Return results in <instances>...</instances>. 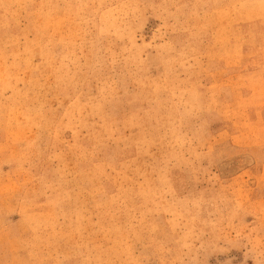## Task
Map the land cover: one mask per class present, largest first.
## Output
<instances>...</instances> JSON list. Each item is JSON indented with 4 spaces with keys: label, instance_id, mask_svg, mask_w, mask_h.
<instances>
[{
    "label": "rangeland",
    "instance_id": "rangeland-1",
    "mask_svg": "<svg viewBox=\"0 0 264 264\" xmlns=\"http://www.w3.org/2000/svg\"><path fill=\"white\" fill-rule=\"evenodd\" d=\"M0 264H264V0H0Z\"/></svg>",
    "mask_w": 264,
    "mask_h": 264
},
{
    "label": "bare ground",
    "instance_id": "bare-ground-1",
    "mask_svg": "<svg viewBox=\"0 0 264 264\" xmlns=\"http://www.w3.org/2000/svg\"><path fill=\"white\" fill-rule=\"evenodd\" d=\"M251 1V0H250ZM256 2V1H255ZM254 13V12H253ZM55 25V24H54ZM49 26V25H48ZM48 41V40H47ZM246 82V81H245ZM251 86V85H250ZM250 88V87H249ZM235 108V107H234ZM217 113H218V111H217ZM26 123V122H25ZM24 126V125H23ZM12 133V132H11Z\"/></svg>",
    "mask_w": 264,
    "mask_h": 264
}]
</instances>
